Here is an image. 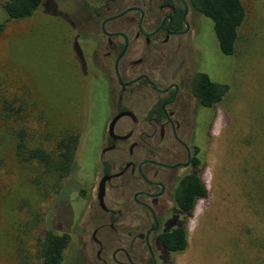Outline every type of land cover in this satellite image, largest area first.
Segmentation results:
<instances>
[{
  "label": "rangeland",
  "instance_id": "374dc122",
  "mask_svg": "<svg viewBox=\"0 0 264 264\" xmlns=\"http://www.w3.org/2000/svg\"><path fill=\"white\" fill-rule=\"evenodd\" d=\"M74 3L42 0L31 17L0 32V264L14 263L17 242L35 260L45 230L78 233L87 218L74 175L91 178L102 125L90 123ZM241 3L245 20L232 56L221 55L212 21L204 31V57L229 90L215 109L202 175L208 198L187 221L188 246L176 264H264V0ZM5 19L0 8V24ZM63 128L81 137L72 172L59 185L43 186L36 183L40 167L16 159L14 132L26 131L34 147L54 143ZM64 257L62 264H82L74 243Z\"/></svg>",
  "mask_w": 264,
  "mask_h": 264
},
{
  "label": "flooded vegetation",
  "instance_id": "af4514ba",
  "mask_svg": "<svg viewBox=\"0 0 264 264\" xmlns=\"http://www.w3.org/2000/svg\"><path fill=\"white\" fill-rule=\"evenodd\" d=\"M74 1L78 70L102 134L91 178L74 175L88 212L67 248L82 264H176L174 234L208 198H196V184L228 91L213 99L229 90L203 54L210 19L191 0Z\"/></svg>",
  "mask_w": 264,
  "mask_h": 264
},
{
  "label": "trees",
  "instance_id": "16d2710c",
  "mask_svg": "<svg viewBox=\"0 0 264 264\" xmlns=\"http://www.w3.org/2000/svg\"><path fill=\"white\" fill-rule=\"evenodd\" d=\"M198 12L209 18L213 24V32L217 39L219 50L226 56H232L235 52L236 43L239 37V28L245 20V9L241 0H191ZM42 0H0V8L5 12L6 19L0 24V32L3 26L12 20H19L31 17L41 6ZM215 87H221L216 84ZM228 87L224 86L222 91L215 94L213 102L217 103L222 99ZM12 101L15 102V99ZM18 113V112H17ZM1 114V112H0ZM15 157L22 164L36 163L42 170V174L36 177V183L47 182L54 186L59 185L60 180L67 178L72 172L75 158L78 151L80 136L69 128L60 129L54 143L31 146L26 140V131L18 130L14 132ZM49 141V137L46 138ZM196 198H204L207 194L205 184L197 180ZM196 202L191 203L186 209L193 210ZM177 237V244L173 249L177 252H184L188 246V236L186 229L180 230ZM175 239V238H173ZM17 242L15 248V261L13 264H62L63 253L70 243L68 233H55L45 230L39 239L38 253L35 257L28 253Z\"/></svg>",
  "mask_w": 264,
  "mask_h": 264
},
{
  "label": "water",
  "instance_id": "95a60500",
  "mask_svg": "<svg viewBox=\"0 0 264 264\" xmlns=\"http://www.w3.org/2000/svg\"><path fill=\"white\" fill-rule=\"evenodd\" d=\"M102 193H103V189H102V187H100V189H99V197L101 196Z\"/></svg>",
  "mask_w": 264,
  "mask_h": 264
}]
</instances>
